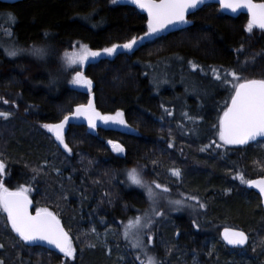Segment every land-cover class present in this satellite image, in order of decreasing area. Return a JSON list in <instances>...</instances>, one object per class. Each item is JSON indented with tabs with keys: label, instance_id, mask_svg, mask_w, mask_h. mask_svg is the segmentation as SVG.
Instances as JSON below:
<instances>
[{
	"label": "trees",
	"instance_id": "obj_1",
	"mask_svg": "<svg viewBox=\"0 0 264 264\" xmlns=\"http://www.w3.org/2000/svg\"><path fill=\"white\" fill-rule=\"evenodd\" d=\"M191 19V26L149 38L131 52L82 65L78 71L93 80L89 91L70 84L74 69L65 65L64 52L78 42L95 49L141 35L147 31L145 16L111 0L0 2V112L11 114L0 116V159L6 166L0 179L13 189L30 184L33 208H51L77 249L74 258L65 257L22 241L0 208L5 264H148L149 256L158 264H264V213L259 197L237 175L243 172L246 180L264 176V140L242 148L220 146L216 125L231 95L230 84L211 99L191 93L175 102L173 92L180 87L160 85L169 78L181 81V75L193 76L201 85L208 81L199 74L203 69L215 84L226 85L217 82L213 68L222 75L223 69L242 68L245 77L264 78V30L253 26L249 31L246 15L226 16L213 4ZM12 44L43 46L47 55L25 51L10 57L5 49ZM90 98L101 112L123 109L130 127L112 122L103 129L66 126L68 152L43 124L57 122ZM198 98L203 104L199 110ZM109 140L122 143L125 151L115 152ZM44 160L48 166L32 180L33 168ZM133 167L146 181L168 186L158 199L169 194L187 199L191 191L206 204L190 212L185 205L157 204L156 211L163 214L141 231L146 253L124 236L129 219L152 207L147 190L127 176L126 169ZM172 167L182 175L171 174ZM223 227L245 231L247 245L224 246L219 237Z\"/></svg>",
	"mask_w": 264,
	"mask_h": 264
},
{
	"label": "snow or ice",
	"instance_id": "obj_2",
	"mask_svg": "<svg viewBox=\"0 0 264 264\" xmlns=\"http://www.w3.org/2000/svg\"><path fill=\"white\" fill-rule=\"evenodd\" d=\"M111 2L115 4L118 0H111ZM204 3L205 0H131L132 5L147 10L146 32L141 35H132L131 38L126 39L123 43L113 42L102 48L94 49L88 44L78 42V48L64 52L65 65L67 67L80 66L86 63L98 62L101 58H114L116 55L121 54V50L131 52L142 46L149 38L153 40L159 39L160 33L166 32L170 28L176 29L178 25L191 23L188 19L190 10H195ZM218 3L222 8L227 7L233 11L246 6L250 12V19L247 24L248 30L251 31L255 25L264 29V0H260V2H256V0H218ZM9 15L11 19L15 20L14 15L11 13ZM85 18L87 19L88 17ZM5 51L10 57H15L25 51L37 57H44L47 55L48 50L35 44L30 49L20 48L12 44ZM189 63L192 69L198 68L195 62ZM212 73L217 81L231 85L230 103L223 108V114L219 117L216 125L219 129L216 135L219 141L222 142L220 146L246 145L249 141L255 140L256 137H264V78L245 77L242 68L241 70L223 69V75L220 69L213 68ZM233 80H235V83H233ZM154 82L159 83L158 79ZM70 83L77 87L86 88L89 91L93 86L92 78L82 70L74 72ZM164 110L170 113L167 106H164ZM10 115L8 112H0V116L3 117ZM78 118H86L87 124L92 129L97 127L98 122H103L104 124L112 122L130 127L125 119L123 109H117L114 113L101 112L92 98L86 104H76L74 111H68L63 115L62 119L55 123H44L43 127L53 132L59 143L63 145V148L71 152L72 149L65 139V127ZM189 119L193 118L189 117ZM195 119H202V117H196ZM108 143L117 153L125 151V146L117 140H109ZM46 166H48V161L44 160L40 165L33 168L34 175L31 179L35 180ZM5 170V161L0 159V174H3ZM126 171L128 178L133 184L144 187L147 190L148 198L152 202V207L149 211L144 212L143 215H137L134 219H129L124 228V236L130 239L131 244L136 248L143 249L146 253L147 245L144 242L141 231L153 224V217L163 214L162 210L156 211V201L161 190L163 192L168 191V186L160 184L158 181H146L142 177L141 171L136 167L126 169ZM169 171L176 177L182 175V171L178 167H172ZM237 175L241 181L249 185H255L261 193H264V176L256 180H246L243 172L237 173ZM31 190L30 184H24L14 189L9 188L3 179H0V208L6 212L7 221H10L11 229L18 234L22 241L43 240L54 245L65 257L74 258L77 254V249L69 232L64 228L60 217L48 207L36 208L34 214L30 211L32 199L29 196V192ZM228 191H231V189H228ZM185 196L187 197V194ZM190 202H196L194 206L198 208L206 207V204L201 201L199 196L170 200L169 204L180 207ZM193 224L197 228L200 226L195 220ZM93 231L95 230L93 229ZM223 235L224 239L232 245H243L249 239L248 234L238 228H225ZM2 247L4 245L0 243V248ZM0 264H5L2 258H0ZM66 264H70V262H66ZM148 264H158V262L154 257L149 256Z\"/></svg>",
	"mask_w": 264,
	"mask_h": 264
},
{
	"label": "water",
	"instance_id": "obj_3",
	"mask_svg": "<svg viewBox=\"0 0 264 264\" xmlns=\"http://www.w3.org/2000/svg\"><path fill=\"white\" fill-rule=\"evenodd\" d=\"M23 0H0L1 3H4V4H14V3H17V2H21ZM256 2H260V1H256ZM119 5H127V6H131V7H134L139 13L145 15V18H146V26H147V10L146 9H140L138 6H135V5H132L131 4V0H118L117 2ZM205 4H214V5H217L219 10L227 15V16H230V17H236L238 16L239 14H244L247 16V19L249 21L250 19V12L248 11L247 7L246 6H242L241 8L233 11L232 9H229L227 7H224L222 8L220 6V4L218 3V0H205V3L200 5L197 9L195 10H190L189 14H188V19L191 21V23L187 24V25H178L176 29H172L170 28L169 30H167L166 32H162L159 34V36L161 35H168L170 33H173V32H176L178 30H181V29H184L186 27H189L192 25V20L190 18V16L192 14H194L197 10H199L203 5ZM255 27H257L258 29H261V30H264L262 28H260L258 25H255ZM228 103H230V99L228 101ZM85 126L86 128H90V126L87 124V121H86V118H78V119H75L73 121H71L68 125L66 126ZM107 124H104L103 122H98L97 124V127L98 129H102V128H105ZM264 139V137H256L255 140L253 141H249L246 145L248 144H251V143H254L258 140H262ZM246 145H230V146H234V147H244ZM260 177H257V178H253V179H250V180H256V179H259ZM245 187L246 189L248 190H252L254 191L260 198V204H261V207H262V210L264 212V193H261L259 188H257L255 185H249V184H245ZM30 211L33 212V214L35 213V211L32 209V206L30 207ZM225 228H230V227H224L220 230L219 232V236L220 238L222 239V242L224 243V245L228 248H237V249H240V248H243L247 245V242L243 245H232V244H229L225 239H224V229ZM31 244H35L39 247H42V248H45L47 250H51V251H56V252H60L59 249H57L54 245H51L49 243H47L46 241H43V240H36V241H27Z\"/></svg>",
	"mask_w": 264,
	"mask_h": 264
},
{
	"label": "rangeland",
	"instance_id": "obj_4",
	"mask_svg": "<svg viewBox=\"0 0 264 264\" xmlns=\"http://www.w3.org/2000/svg\"><path fill=\"white\" fill-rule=\"evenodd\" d=\"M78 47H79V44L77 43V44L73 45L69 51H71L73 48H78ZM121 51H124V50H121ZM81 66L82 65H80V66H71V68H73L74 72H75V71H78V68H80ZM74 72H73V74H74ZM199 74L203 75V77H204L203 80H208V81L200 83L201 85H197L194 82L195 78L193 76L190 77V76L181 75L180 76L181 79H182L181 81H177L176 82L172 78H169V79L163 81L160 85H161V87H167V86L171 87V88L180 87V91H174L173 92L174 96H173V99H171V102H175L180 97L181 98H185V96H187L188 94H191V93L192 94L194 93L193 95H197V97H200L201 95H205V98L211 99L213 94L215 93V91L217 89H220V88H222L224 86H227V84L226 85H224V84H215V80H213L212 78L209 77L210 74H209L208 70H205V69L200 70ZM168 75H166L165 77H167ZM217 82H219V81H217ZM72 86H75V85H72ZM200 86H205L206 89H208L207 93ZM75 87H77V86H75ZM79 88H83V87H79ZM83 89H85V88H83ZM202 105L203 104H202L201 98H198V101H196L197 110H199ZM191 196H199L200 198H202V195L200 193H195V192L189 191V194L187 195V197L190 198ZM178 199H182V197L178 196L176 194L175 195L169 194V195H166V197H164V198L157 199L156 202H157L158 205L160 203H162V202H163V205L165 203H167V205H169L168 206L169 208H175L176 206L169 204V201L170 200H178ZM185 206H187V208H188V210L186 209L185 212L195 211L196 208H197V207L194 206V204H186ZM141 235H142L143 239L146 238L145 234H141ZM147 240L150 241V239H147Z\"/></svg>",
	"mask_w": 264,
	"mask_h": 264
}]
</instances>
